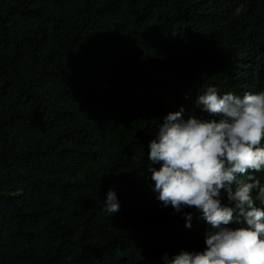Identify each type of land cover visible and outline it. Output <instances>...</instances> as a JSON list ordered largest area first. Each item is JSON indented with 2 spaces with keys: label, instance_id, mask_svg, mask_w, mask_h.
<instances>
[{
  "label": "trees",
  "instance_id": "obj_1",
  "mask_svg": "<svg viewBox=\"0 0 264 264\" xmlns=\"http://www.w3.org/2000/svg\"><path fill=\"white\" fill-rule=\"evenodd\" d=\"M259 44L264 0H0V264L202 250L210 225L162 206L148 145L169 112L209 118L207 87L252 92L242 49Z\"/></svg>",
  "mask_w": 264,
  "mask_h": 264
},
{
  "label": "clouds",
  "instance_id": "obj_2",
  "mask_svg": "<svg viewBox=\"0 0 264 264\" xmlns=\"http://www.w3.org/2000/svg\"><path fill=\"white\" fill-rule=\"evenodd\" d=\"M229 39L236 45L237 30ZM243 60L256 80L252 92L220 94L215 86L198 93L196 106L209 118L169 112L149 142L147 159L154 191L163 207L179 213L197 209L210 228L202 250L181 249L164 264H264V45L242 49ZM251 182L240 177L249 171ZM256 192L255 197L253 192ZM226 193L228 204H224ZM259 201L256 204V201ZM103 211L116 214L120 203L109 189ZM191 228L192 213L185 212ZM233 225H236L233 227Z\"/></svg>",
  "mask_w": 264,
  "mask_h": 264
}]
</instances>
